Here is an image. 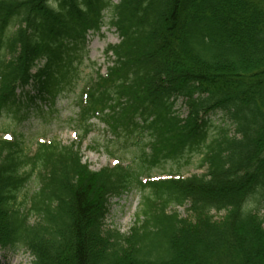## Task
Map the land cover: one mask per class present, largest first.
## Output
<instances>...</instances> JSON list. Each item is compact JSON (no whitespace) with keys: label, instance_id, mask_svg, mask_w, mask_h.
Returning <instances> with one entry per match:
<instances>
[{"label":"trees","instance_id":"trees-1","mask_svg":"<svg viewBox=\"0 0 264 264\" xmlns=\"http://www.w3.org/2000/svg\"><path fill=\"white\" fill-rule=\"evenodd\" d=\"M104 26L120 41L80 90L77 142L29 155L23 135L2 130L0 248L30 264H264V0H0V116L24 121L26 88L29 104L70 92ZM218 113L228 124L211 130ZM92 121L129 146L126 166L108 150L114 168L83 164ZM192 157L200 176H149ZM133 188L137 223L104 231L109 201ZM184 205L186 219L168 212Z\"/></svg>","mask_w":264,"mask_h":264},{"label":"rangeland","instance_id":"rangeland-1","mask_svg":"<svg viewBox=\"0 0 264 264\" xmlns=\"http://www.w3.org/2000/svg\"><path fill=\"white\" fill-rule=\"evenodd\" d=\"M113 4L118 0H112ZM119 43V38L114 30H109L104 26L99 34H89L87 37V44L84 54L83 62L78 70V79L66 94L60 96L54 105L34 101L29 104L26 103L27 97H34L35 93L25 89L24 94H20L22 100L23 111L18 114H26L27 118L24 121L18 122L15 120L16 109L10 108L0 116V137L5 135L2 130L8 129L9 133L14 131L16 134L23 135L25 147L29 148V155L33 154L36 145L39 142L49 143L57 141L63 146H69L77 141V129L74 119L78 114L76 101L79 97L82 86L92 77L95 70H99L101 75L105 74L109 62L104 56V51L108 46L116 45ZM28 94V95H27ZM27 95V97H26ZM30 105V106H27ZM174 110L178 112L183 118L186 114V109L183 105V100L176 101ZM17 114V116H18ZM213 126H217L228 122L223 121L222 115L218 113L211 117ZM94 125L92 134L82 143L81 155L83 163L86 164L92 173H98L101 169L106 167L113 168L115 166L116 158H110L106 152H112L115 157H123V164L126 166L131 160L130 150L127 146L124 150L121 145L115 146V143H108L113 140L109 134L105 132L102 125H98L96 121H92ZM233 132V128L228 127ZM10 135H8L9 137ZM114 142V141H112ZM180 172L183 178L190 176H200L204 173L203 170H197L195 157H192L188 165L180 163L171 167L170 164L162 165L154 169L149 176L152 179H166L170 173ZM33 181L27 184V188L33 191ZM144 192V195H148ZM141 197L142 193L136 189L121 194L117 198H112L109 201V212L104 220L103 230L108 232H117L122 236L128 235L131 228L137 223L136 216L141 211ZM188 205L171 207L168 212L177 213L181 219H186L188 216ZM215 219H220L222 214H212ZM260 216H264L263 209H260ZM141 220V218H140ZM30 222H35L31 219ZM32 261L31 256L20 248H0V264H30Z\"/></svg>","mask_w":264,"mask_h":264}]
</instances>
